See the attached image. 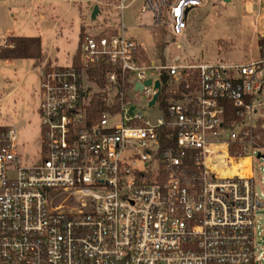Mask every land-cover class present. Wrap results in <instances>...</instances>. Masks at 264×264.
Instances as JSON below:
<instances>
[{
	"label": "built area",
	"instance_id": "built-area-1",
	"mask_svg": "<svg viewBox=\"0 0 264 264\" xmlns=\"http://www.w3.org/2000/svg\"><path fill=\"white\" fill-rule=\"evenodd\" d=\"M76 1L120 22L82 33L68 66L38 67L40 160L22 166L0 126V264H264V56L150 59L124 36L135 0ZM199 5L138 9L175 39Z\"/></svg>",
	"mask_w": 264,
	"mask_h": 264
},
{
	"label": "rangeland",
	"instance_id": "rangeland-1",
	"mask_svg": "<svg viewBox=\"0 0 264 264\" xmlns=\"http://www.w3.org/2000/svg\"><path fill=\"white\" fill-rule=\"evenodd\" d=\"M37 1L40 3L42 0ZM140 3L141 0H135L123 11L124 36L140 44L150 59L164 61L180 56L191 62H246L263 55L264 0H201V5L191 9L188 15L184 35L175 39L164 28H151L152 15L150 12L141 13L138 9ZM53 5L50 12L58 18L54 21L61 28V37L59 32H55L53 21L25 22V29H20L24 23L17 17L12 21V30L42 37L46 46H53L59 66L70 64L77 50L81 27L95 32L107 25L117 26L120 22L119 13L110 9L100 11L95 19H91L94 6L89 3L60 0ZM54 36L58 38L53 41ZM6 44L10 43L4 42ZM10 110L8 105L0 104V124H4L2 119L11 113ZM35 113L25 120L24 128H16L17 153L22 166H31L41 158V119L37 109ZM150 113L153 117L157 115L155 110ZM260 162L264 164V160ZM254 181L256 191L264 190V172L256 174ZM255 226L256 233H259L257 240L264 241V209L256 213Z\"/></svg>",
	"mask_w": 264,
	"mask_h": 264
},
{
	"label": "crops",
	"instance_id": "crops-1",
	"mask_svg": "<svg viewBox=\"0 0 264 264\" xmlns=\"http://www.w3.org/2000/svg\"><path fill=\"white\" fill-rule=\"evenodd\" d=\"M6 1L7 3L5 4L4 2ZM59 2L60 0H42L40 3L37 0H0V49L4 48L2 44L7 42L11 36H36L25 34L20 30L18 32L13 31L12 21L17 17L24 23L20 29H25V22L53 21L55 32H59L61 37V28L54 21L57 17L50 12L51 6ZM69 2L74 3L77 1L69 0ZM81 32L94 33L81 27L76 47H78ZM39 38L42 51L40 59H0V104L4 103L12 109V111L10 110L11 113L5 114L6 118L2 119L4 124H0V126H12L15 129L24 128L25 120L36 114L35 111L39 103L38 67L41 64L48 63L57 65L53 46H46L42 37L39 36ZM57 38V36H54L53 41L57 40ZM7 46L11 47L12 45L6 44L5 47ZM74 57L75 55L70 59L69 63L74 60ZM28 124H31L30 120ZM17 129L16 132H18Z\"/></svg>",
	"mask_w": 264,
	"mask_h": 264
},
{
	"label": "trees",
	"instance_id": "trees-1",
	"mask_svg": "<svg viewBox=\"0 0 264 264\" xmlns=\"http://www.w3.org/2000/svg\"><path fill=\"white\" fill-rule=\"evenodd\" d=\"M82 32L80 33V36ZM8 42L12 45L11 47H4L0 49V59H40L42 56L41 41L39 36H11L8 38ZM264 56V52H262ZM162 148L174 145V140L163 141L160 138ZM192 150H188L185 156V162L189 165L192 164L193 160Z\"/></svg>",
	"mask_w": 264,
	"mask_h": 264
},
{
	"label": "water",
	"instance_id": "water-1",
	"mask_svg": "<svg viewBox=\"0 0 264 264\" xmlns=\"http://www.w3.org/2000/svg\"><path fill=\"white\" fill-rule=\"evenodd\" d=\"M99 13V9L97 6H94L93 9H92V13H91V19H95L96 18V15ZM167 79V76L166 75H163L162 78H161V81L164 83ZM147 84L150 83V81H147L146 82ZM155 87L158 89V91L155 93L154 97H153V100L151 103H153L157 97H158V94H159V88H160V84L159 82H156L155 83ZM264 157V156H263Z\"/></svg>",
	"mask_w": 264,
	"mask_h": 264
},
{
	"label": "bare ground",
	"instance_id": "bare-ground-1",
	"mask_svg": "<svg viewBox=\"0 0 264 264\" xmlns=\"http://www.w3.org/2000/svg\"><path fill=\"white\" fill-rule=\"evenodd\" d=\"M236 167H233V168H231V170H230V172H232V173H234V172H236Z\"/></svg>",
	"mask_w": 264,
	"mask_h": 264
}]
</instances>
